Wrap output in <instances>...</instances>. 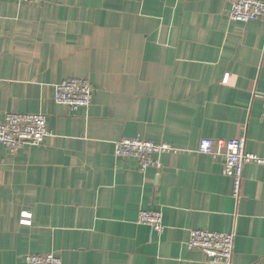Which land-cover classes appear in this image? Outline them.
<instances>
[{
  "label": "crops",
  "instance_id": "crops-1",
  "mask_svg": "<svg viewBox=\"0 0 264 264\" xmlns=\"http://www.w3.org/2000/svg\"><path fill=\"white\" fill-rule=\"evenodd\" d=\"M225 0H0V116L42 113L50 135L0 145V264H214L192 229L233 232L231 264H264V166L242 196L201 138L244 137L264 158V22L229 20ZM227 75L226 83L223 78ZM86 78L89 107L55 101ZM123 137L168 142L160 169L117 159ZM160 211L161 233L137 223ZM23 219L29 222H23Z\"/></svg>",
  "mask_w": 264,
  "mask_h": 264
},
{
  "label": "built area",
  "instance_id": "built-area-1",
  "mask_svg": "<svg viewBox=\"0 0 264 264\" xmlns=\"http://www.w3.org/2000/svg\"><path fill=\"white\" fill-rule=\"evenodd\" d=\"M32 4H41L46 0H20ZM225 13L229 20L264 22V0H225ZM227 75L222 82L226 83ZM92 84L86 78H71L55 85V101L75 111L80 107H89L92 99ZM264 106V93L254 92ZM46 127V116L42 113L5 112L0 116V145L15 153L24 145H39L50 135ZM178 148L168 142L155 143L141 138L123 137L114 143V155L117 159L135 158L142 171L148 167L160 169L159 156L171 155ZM197 151L214 158L221 157L222 174L232 180V197L236 200L242 196L243 167L247 163L264 166V158L245 150L244 137L227 139L201 138ZM23 222H29L23 219ZM137 223L150 226L161 233L164 229L160 211L141 209ZM235 235L233 232H213L206 229H192L186 245L189 249L200 248L208 260L214 264H231L233 258ZM24 264H61L53 253L31 254L25 257Z\"/></svg>",
  "mask_w": 264,
  "mask_h": 264
}]
</instances>
